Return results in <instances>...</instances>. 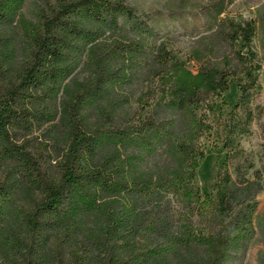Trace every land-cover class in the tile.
<instances>
[{"label": "trees", "instance_id": "trees-1", "mask_svg": "<svg viewBox=\"0 0 264 264\" xmlns=\"http://www.w3.org/2000/svg\"><path fill=\"white\" fill-rule=\"evenodd\" d=\"M234 1L175 33L124 0H47L37 20L0 0V264H242L262 86ZM208 140L224 155L203 192Z\"/></svg>", "mask_w": 264, "mask_h": 264}, {"label": "rangeland", "instance_id": "rangeland-1", "mask_svg": "<svg viewBox=\"0 0 264 264\" xmlns=\"http://www.w3.org/2000/svg\"><path fill=\"white\" fill-rule=\"evenodd\" d=\"M124 1L134 9L138 16L148 17L155 22V27L162 32L181 33V24L191 25L196 20L204 21L206 13L211 10L208 4L214 0ZM46 7L47 0H24L22 12L27 19L37 20L39 11ZM228 9L233 14L254 19L258 26L254 44L261 63L259 81L262 91L257 102L262 108V115L253 123L252 135L244 143V147L255 156L256 166L264 167V0H235ZM237 96V89L231 87L224 94V99L228 103H233ZM211 140L205 142L204 156L199 161L195 172V185L203 192L211 191V184L215 178L216 163L224 155V152L220 149L212 147ZM256 199L258 210L253 225L254 233L248 242L242 264H264V191L260 192Z\"/></svg>", "mask_w": 264, "mask_h": 264}]
</instances>
